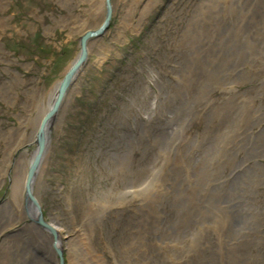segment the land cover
Masks as SVG:
<instances>
[{
    "label": "rangeland",
    "instance_id": "rangeland-1",
    "mask_svg": "<svg viewBox=\"0 0 264 264\" xmlns=\"http://www.w3.org/2000/svg\"><path fill=\"white\" fill-rule=\"evenodd\" d=\"M103 2L0 0V264H59L6 149ZM109 2L31 185L61 264H264V0Z\"/></svg>",
    "mask_w": 264,
    "mask_h": 264
},
{
    "label": "bare ground",
    "instance_id": "bare-ground-1",
    "mask_svg": "<svg viewBox=\"0 0 264 264\" xmlns=\"http://www.w3.org/2000/svg\"><path fill=\"white\" fill-rule=\"evenodd\" d=\"M104 3V2H103ZM207 7V6H206ZM98 37V36H97ZM97 37H94V38H97ZM92 39V38H91ZM91 39H89L88 41H87V43H86V51L88 50V46H89V41H91ZM76 61V58H74V60L70 63V65H69V67H68V69L72 66L71 64H73L74 62ZM82 65V64H81ZM80 68H81V66H79L78 68H77V72L75 73V75H73L72 76V78H71V81H70V83H69V85L67 86V88L65 89V91H64V93H63V95L61 96V99H60V102L58 103V105L55 107L56 109H55V111H53L49 116H47V113L49 112V110L51 109V106H52V103H53V101H54V99H55V96H56V92H57V90H58V87H60L59 86V84H60V82H61V80H59L57 83H55L53 86H51V91H49V95H48V100L43 104V106L41 105V107L40 108H37V110H35V112H36V114H35V116L33 117V118H31V120L29 121V126H30V129H31V132H29V134H28V136H26L25 135V131L24 130H18L17 129V131L15 130V128L13 129H10V131H11V134H12V136H11V142H12V144H11V147H7V151H9V154H10V152L11 151H15V150H17L18 149V147H19V145H20V143H21V141L22 142H25V141H27V142H29V143H36V139H37V137L39 138V136H40V138H41V142H42V151H41V154H40V157H39V160H38V163H37V165H36V168H35V170L33 171V175H32V177H31V179H30V182H29V192H31V188H32V182L34 183V181H35V178H37V177H39V174H36V173H38L39 172V170H40V161H42V159H43V156H44V151L43 150H45L46 149V147H47V144H48V130L50 129L49 127L50 126H52V124L53 123H55V121H56V117H55V112H56V110H58V107H59V105H60V103L62 102V100H63V98H64V96H67V94H66V91H67V89H68V87L70 86V84H72V82L74 81V79H75V76L77 75V73H78V71L80 70ZM147 92V91H146ZM145 92V93H146ZM38 102V101H37ZM33 103V102H32ZM40 103V102H39ZM37 104V103H36ZM34 108H36V106H34L32 109H34ZM148 108H143V109H138L139 110V113L141 112V113H145L146 114V111L145 112H142L143 110H147ZM138 113V112H137ZM132 115V114H131ZM133 115H135V114H133ZM44 117H46V119L44 120V122L42 123V120H43V118ZM131 117V116H130ZM25 119H27V117H24ZM22 122L20 121V124H21ZM40 128H41V133H40ZM121 136V135H120ZM23 140H25V141H23ZM15 143V144H14ZM5 150V151H6ZM36 153H37V149H33L29 154H22V155H24L25 156V158H24V168H25V177H24V179H23V188H24V190H25V181H26V175H27V170H28V167H29V165H30V163L33 161V159H34V157H35V155H36ZM44 153V154H43ZM8 154V153H7ZM21 167H23V166H21ZM37 171V172H36ZM22 178H23V173H22ZM21 181H20V184L22 183ZM15 186H14V189H13V191L15 192V193H13V195H12V200H14L16 203H18L19 204V201L18 200H16V189H18V187H19V185H18V181L16 182L15 181ZM222 188V187H221ZM225 189V188H224ZM24 190H23V193H22V199H23V202H24V204L26 203V204H29V205H26V207H25V210H24V213H22L21 214V216L23 215V214H25V215H27V217L32 221L33 220V222L35 223V225H37V222H36V218H37V216H38V210L40 211V209H39V206H38V202L35 200V198L31 195V193H30V196H29V198L27 197V198H25V192H24ZM18 192V191H17ZM18 194V193H17ZM214 195V194H213ZM212 195V196H213ZM220 195V194H219ZM19 196V195H18ZM218 196V195H217ZM222 196V195H221ZM215 197V196H214ZM215 199V198H214ZM218 200V199H217ZM196 201V200H195ZM210 202V201H209ZM197 203V202H196ZM20 205V204H19ZM221 205V204H220ZM146 206V205H145ZM209 206V205H208ZM148 207V206H147ZM150 209H152V207L150 208ZM153 210V209H152ZM148 212V211H147ZM155 212V211H154ZM153 212V213H154ZM152 213V214H153ZM42 217V216H41ZM1 219H3V223L7 220L6 218H1ZM9 219V218H8ZM43 222H45V221H43ZM29 224V223H28ZM27 224V226H28V229L31 231V233H33V234H35L36 235V237L39 239V242L40 243H42V242H44V240H42V238L43 237H45L46 238V240H50V242H51V246H52V248L54 249V246L56 247V248H60V246L58 245L59 244V242H60V238L57 236V232H56V228H58V224H57V217H56V215H54V214H52L51 215V218H50V220L49 221H46V224L47 225H49L51 228H53V232H51V231H49L48 229H46V228H44V227H41L40 225H38V226H40L39 228L38 227H36V226H34V225H32V223H30L29 225ZM43 230V231H42ZM28 231V230H27ZM47 232V233H45V232ZM6 232V231H5ZM26 233V232H25ZM49 235V236H48ZM30 237V236H29ZM50 237V238H49ZM44 238V239H45ZM19 240V239H18ZM22 240V239H21ZM34 242V241H33ZM37 243V242H36ZM43 249H45V248H43ZM46 250V249H45ZM60 251V250H59ZM44 252V251H43ZM41 254H43V253H41ZM68 262L70 263V256H68Z\"/></svg>",
    "mask_w": 264,
    "mask_h": 264
},
{
    "label": "water",
    "instance_id": "water-1",
    "mask_svg": "<svg viewBox=\"0 0 264 264\" xmlns=\"http://www.w3.org/2000/svg\"><path fill=\"white\" fill-rule=\"evenodd\" d=\"M104 11H105L104 19H103L102 23L100 24V26L95 30L85 31L81 35V37L79 39V43H80L79 44V52L76 56V61L73 64H71L72 66L69 69H67V71L63 75V78L61 79V82L59 84L60 87H58L55 99L52 103L51 109L47 113V116H49L53 111H55V109H56L55 107L60 102L61 96L63 95L65 89L69 85L72 76L75 75V73L77 72V68L79 66H81V64L85 60L86 55H87V51H86L87 41L91 38L100 36L103 33V31H105L107 29L108 24H109V20L111 17V6H110L109 0H104ZM45 119H46V117L43 118L42 123L44 122ZM40 133H41V128H40ZM35 145H36L37 153H36L33 161L30 163L28 170H27L26 181H25V186H24L25 187V190H24L25 198H27V197L29 198V196H30L29 182H30V179L33 175V171L36 168V165L38 163V160H39V157H40V154L42 151V142H41L40 136H39V138L37 137ZM36 222H37V225H40L41 227H44V228L48 229L49 231L53 232V228H51L49 225H47L45 222H43L39 213H38V216L36 218ZM55 251H56L57 255H59L58 256L59 264H61L62 261H61L60 251L56 247H55Z\"/></svg>",
    "mask_w": 264,
    "mask_h": 264
}]
</instances>
